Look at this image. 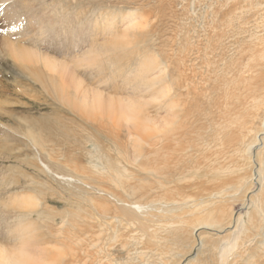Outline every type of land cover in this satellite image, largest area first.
Masks as SVG:
<instances>
[{
  "label": "bare ground",
  "instance_id": "bare-ground-1",
  "mask_svg": "<svg viewBox=\"0 0 264 264\" xmlns=\"http://www.w3.org/2000/svg\"><path fill=\"white\" fill-rule=\"evenodd\" d=\"M172 1L175 2L174 0ZM204 1L207 2L208 9L205 13H203V9L202 12L199 11L200 9L197 10V14L195 13L196 18L192 12L194 14L192 16L195 18V26L193 31H191L193 34L189 37V34H185V29H183L184 32L182 31V34L184 33L185 35H182L181 40L179 39L181 45L178 47L179 51H175L176 53L178 52V55L167 58L166 62L163 56L162 59L160 57L165 62V64H163V61H161L162 63L160 62L163 65V69L160 71V75H162V85L159 91L161 97L158 100L157 94H153L150 98V104H156L157 113L155 114H149L144 111L140 105H137L138 101L132 102L127 98L128 102H125L124 98L121 99V97L105 96L106 94L103 95L100 91L91 92L90 88L83 83L84 81L78 80L74 83L73 79L74 85L71 86L72 82L70 81L69 83L60 70H58L60 75H57V80V70L53 72L51 68L54 66V69H58L59 61L55 63L53 60L56 59H47L50 56L44 57L39 49L37 50L38 47H36L34 40L31 38L27 41L28 39L24 38L25 40H23L22 36H18L19 38L16 40L10 41V38L9 41H5V47L0 45V56H4V58L8 56L12 59L20 66L24 75L28 79H32L30 81H38L35 75H39L37 68L41 67L48 80L51 81V76L53 73L55 74L54 76L58 81V84H56L58 87H56L62 100L66 102V100L72 99L78 102V104H74V107L79 110V115L76 117L80 120L79 126L81 127L84 124L85 128L88 129V132L83 134V137L85 138L84 149L89 154H92L88 149L90 144L94 145L96 149L101 144L108 145L106 151L108 153L109 167L115 170V173L123 172L125 176V171L129 170L126 165L139 166L140 169L145 170L143 171L145 177H140V179L139 176L133 177L131 180L133 182L145 180L147 184L145 187H138L136 184L129 185L127 189L130 197L124 198L121 196L122 194L120 195L114 191L117 185L114 184L111 177L104 176L102 178L100 176L104 172H100L101 174L97 172L96 174L92 170V174H90L88 167L82 165L83 158L77 157L82 162L81 165L79 164L80 167L78 165L77 167L70 166L67 168L73 174L69 172L66 174L57 173L56 177L70 186L75 185L79 189H86L88 194L95 191L97 192L96 196L98 193V196L100 194L105 195L108 199H112L113 205H110L111 203L108 205L105 200H101L104 205L100 208V204L98 203L99 207L97 205L99 201L95 200L97 197L92 196L94 198L89 197V199H91L96 213L80 207L77 211L70 210L69 213L66 212L65 218L61 220L60 226L57 227L58 229L54 233L56 237H59V242L54 248H51L52 224L48 220L45 224L46 231H44L45 233L42 236V242L41 236L37 237L35 234L28 236L25 242L18 237L17 245L14 246L15 249H8L0 242V264H51L52 261H54L53 264H87L90 257L94 254L90 253L88 246L91 248L99 247L98 241L100 238L98 237L96 240L94 234L97 231L93 230L96 225L91 222L96 220L100 224L97 226L102 225L101 210V214L105 215L106 220L126 216L127 222L131 221L130 226L137 223V225L135 224L137 226L136 230L141 232V241L149 244L154 243L155 247L158 246L162 249V255L158 256V258L156 257L157 261L152 259L153 264H169V259L171 258V260L181 258L176 261V264H182L185 259L192 257L191 254L195 249H198L196 255L200 252L208 254L211 249H219L220 260L223 261L225 257H228L231 250L235 247L241 248L240 245L245 239L252 235L248 234L242 237V234L247 232L248 228L243 229L240 227L236 229L241 225L239 223L240 217L234 219L231 217L235 215L231 214L228 217L229 219H226L225 212L228 209L222 204V199L225 195L235 192L242 196V182L249 177L247 168L237 162L238 165H236L232 159L237 158L239 161H245L255 157L254 161H257L261 169L255 177H251L250 181L252 183H263L264 180V171L262 169L264 167V146H262V143L264 145V0ZM175 3L177 4V1ZM187 3L190 4L191 2L187 1ZM192 7L190 8L192 9ZM4 11L5 5L1 3V20ZM188 12L187 10V14ZM133 14L135 15L134 12ZM189 15L185 16V18L189 17ZM191 19H188V21ZM191 22L194 24L193 21ZM181 23L185 22L181 20ZM185 25H187V22ZM177 28L179 31V27ZM178 31H176V34ZM176 34L172 35L171 33L170 35L174 37L177 36ZM178 35L181 36V34ZM158 39L160 40V38ZM167 40L170 41V39ZM0 43L3 44L2 42ZM147 44L149 45L148 40ZM150 44L152 43L150 42ZM156 45L154 44V46ZM172 45L173 43L170 46L171 49L174 46ZM143 46L145 47V44ZM148 47H146V50H148ZM160 49L158 52L162 51ZM163 50L165 53L168 49ZM168 51H170V48ZM146 61L149 60L146 59ZM50 62L54 65L51 66ZM56 64H58V67L55 66ZM66 64L65 62V66H67ZM97 65L99 66V64ZM103 65L102 69H104ZM90 66L93 67L95 65ZM99 68L95 69L99 70ZM144 69H146V66ZM154 72L156 73V71ZM112 73L110 74L112 75ZM140 73L145 75L144 72ZM140 73L138 74L140 75ZM173 74L175 77H173ZM160 75L149 81L148 88L151 93L157 91L158 80H161L159 78ZM54 83L52 82V84ZM18 87L17 85L16 92L19 90ZM136 89L137 87L133 90ZM30 90H35L33 85H30ZM137 90V95L141 94L139 89ZM28 95L32 99L36 98L33 92ZM143 98L139 99L144 100ZM68 104L69 108L73 105L70 102ZM159 110H161L162 114H159ZM23 121L26 123L23 122L22 130L16 135L21 138L24 136L21 134L25 131L29 138L27 140L30 141L38 157L40 156V151L35 144L38 138V130L48 127L47 131H49L50 125L47 122L42 124L35 118H24ZM27 125L29 130H37V135L34 138L29 137L26 131ZM72 130L74 132L68 133L70 136L77 133L74 129ZM78 133L81 132L78 131ZM261 146L262 149L260 150ZM41 161L43 160L40 159ZM58 163L56 161V164ZM66 163L69 165L67 158L60 165ZM94 166L98 167L96 163H94ZM45 167L48 168V166ZM120 176L123 175L120 174ZM92 177L93 181H88ZM191 177H196L195 181H190L189 178ZM117 182L121 184L124 179L118 176ZM184 194L187 197L195 196L197 200L195 204L197 215L193 212L191 217L188 213L182 216L171 217V215L170 219H166L165 214H168V211L172 212L182 205L186 208V204H189L187 198L184 200L179 198ZM247 197H249L250 201L259 199L255 192H250ZM83 211L87 213L85 214ZM261 214L263 213L261 212ZM88 219L92 221L89 222ZM96 222L94 223L96 224ZM259 222L258 224L260 225ZM52 223H56V219H53ZM56 224L58 225V223ZM56 224H54V227H56ZM201 229L215 230L222 235L226 233V235L220 239V246L213 245L210 248L208 241L205 239L199 243H197V238L195 239L197 242L193 240L196 234L202 233ZM254 230L256 229L254 228ZM205 231L203 230V235L206 234ZM231 233L237 234L240 240L229 247L225 239ZM96 241L97 243H95ZM39 244L41 245L39 246ZM42 244L44 245L42 246ZM69 244L73 245L69 246ZM197 246L198 248H196ZM247 250L245 249V252ZM257 250L259 251V249L254 251L256 252ZM243 251L237 253L238 256H241ZM250 252H252V249ZM250 252L247 254L250 255ZM170 256L171 258H168ZM246 256L245 259L249 257L248 255ZM258 257H260V253ZM258 257L256 258L257 260ZM254 258H252L253 261H257ZM130 259L132 261V258ZM200 259H195V264ZM260 260H258L259 264L264 261ZM190 262L188 263L190 264Z\"/></svg>",
  "mask_w": 264,
  "mask_h": 264
},
{
  "label": "rangeland",
  "instance_id": "rangeland-1",
  "mask_svg": "<svg viewBox=\"0 0 264 264\" xmlns=\"http://www.w3.org/2000/svg\"><path fill=\"white\" fill-rule=\"evenodd\" d=\"M174 1H177V4L172 0L171 2L170 0H0V4L2 3L5 5V11L2 13V20L0 18V42L3 43H0V45L1 47H5V41H9L10 38V41L16 40L21 36L23 40L28 39L27 41L31 38L34 40L36 47H38L37 50L39 49L44 57L50 56L47 59H56L53 60L55 63L59 61V67L58 64L55 65L58 69L53 68V61V63L50 62L51 66H53L51 71L53 70L54 72L57 70L56 78L61 72L66 76L64 78H66L69 83L70 81L72 82L73 79L74 83L78 80L84 81L83 83L90 88L91 92L100 91L103 95L106 94L105 96L111 95L113 98L114 96L116 98L121 97V99L124 98L123 100H125V102H128V100L132 102L138 101L137 105H140L144 111H147L149 114H155L157 113V109H155L156 104H150V98L153 94H157L158 100H160L161 97L159 93L160 86L162 85V75H160V71L163 69V65L161 61L165 59L164 61L166 62L167 58L178 55V52L176 53L175 51H179L178 47L181 46L179 41L182 35L189 34L188 36L190 37V35L193 34L191 31H193V27L195 26L194 19L197 14L196 11L200 9L199 11L202 12L203 9V13H205L208 9V4L204 0ZM187 1L191 3L189 4ZM189 6L192 7V9ZM187 10L189 11L188 14ZM192 12L196 14L194 15ZM188 15L189 17L185 18V16ZM192 15H194L195 18ZM188 19H191L189 20L190 22ZM181 20L182 22H187V25L181 23ZM191 21H193L194 24H192ZM172 24L175 26H171ZM176 27H179V31ZM191 28L192 30H190ZM183 29H185V34H182V31L184 32ZM169 31L172 35L176 34V31H178L176 34L177 36L173 37L170 35L171 33ZM154 32H156L157 35ZM178 34H181V36ZM157 37L160 38V40ZM167 39H170V41ZM147 40L149 45L147 44ZM150 42L153 44V47ZM111 43L113 44L111 45ZM172 43L174 46L172 45L173 47L171 49L170 46ZM144 44L145 47L143 46ZM154 44L158 45L154 46ZM146 47H148L147 49L149 51L146 50ZM158 48H161L160 50L163 52H158ZM162 48L166 50L170 48V51L173 52L167 50L168 52L165 51L164 53ZM162 56L164 57L163 60H161ZM144 57L146 58L144 59ZM146 59L149 61H146ZM65 62L67 66H65ZM165 62L163 64H165ZM97 64H99V66L101 65L100 68L102 64H104V69L101 68V70ZM90 65H97L98 67H91ZM145 66L146 69H144ZM95 68H99L100 72ZM58 70H60V72ZM138 70L142 73L144 72L145 75L141 74ZM148 70H150L149 73ZM154 71H156V73ZM37 73H39V75H35V78H37L38 81H30L32 79H28L24 75L18 64L8 56L7 58L0 56V242L8 249H15L14 246L17 245L16 241L18 237L22 238V241L25 242L27 237L32 234H35L37 237L41 236L42 242V236L45 233L44 231H46L45 224L47 220L52 224L51 248H54L57 242H59V237H56L54 233H56L57 227L60 226L61 220L65 218L66 212L69 213L70 210L77 211L80 207L83 209L85 208L84 210L89 212L96 213L89 197H97L99 200L97 198L95 200L99 201L97 205L99 203L100 208L104 205V202L102 203L103 200L106 201V204L109 205L111 203L110 205H113L112 199H108L105 195L103 196L100 194V196H98V193L96 196L97 192L95 191H92L95 195L92 192L88 194L86 189H79L75 185L70 186L56 177L57 173H71L67 170L70 166L77 167L79 164L81 165L82 162H80L77 157L83 158L82 165L88 167L87 169L90 174H92V170V172L96 174L97 172H104L101 176L98 174L102 178H104V176L111 177L114 184L118 186L114 188V191L120 195L122 194L121 196L124 198L130 197V193L127 189L129 185L136 184L138 187L147 186L145 180L140 182H133L131 180L133 177L139 176V179L140 177H145L143 172L145 170L140 169L139 166H133L127 163L128 165L126 166L129 168V172L125 171V176L123 172L115 173V170L109 167L107 160L108 153L106 151L108 145L101 144L99 148L96 149L94 145L89 143L88 149L92 154H89L84 149L85 138L83 134H86L88 129L85 128L84 124L81 127L79 126L80 120L76 117L79 115V110L74 107L78 102L70 99L66 100L67 104L64 105L66 102L61 99L57 90L58 85L56 84H58V78L56 80L55 74H51L50 81L47 79L41 67L37 68ZM110 73H112V75ZM138 73H140V75ZM158 75L161 76H159L161 80H158V89L154 93H151L148 88L149 81L154 77H158ZM173 77H175L174 74ZM52 82H55V85L52 84ZM74 83L72 82L71 86H73ZM42 84L44 85L42 86ZM17 85L19 86V90L16 92ZM30 85H33L35 88L34 91L30 90ZM135 87L139 89L141 94L139 93L137 95L138 90H133ZM31 92L35 94L36 98H30L28 94ZM138 97L141 99L144 97L143 99L146 101L140 100ZM69 102L73 103V105L70 104L72 105L70 108L68 107ZM159 114H162L161 110H159ZM24 118H35V120L42 124L47 122L50 125L49 131H47L48 127L43 130H38V138L35 141L40 151V156L38 157L30 141L27 140L29 138L25 134V131L21 134L24 135L21 138L16 135V133H20L22 130V125L26 123L23 121ZM72 129L77 131V133L70 136L68 133L74 132ZM26 131L30 138H34L37 135V130H29L28 125L26 126ZM78 131L81 133H78ZM42 136L43 139L41 140ZM262 146H264L263 143ZM65 158L68 159L69 165L67 163L60 165ZM254 158H249L245 161H239L237 158L232 159L236 165H243L247 168L249 177L242 182V196L235 192L225 195L222 199V204L228 209L225 212L226 219L228 220L231 214L235 215L231 218L236 219L240 217L239 223H241V225L236 229L240 227L243 229L248 228L247 232L242 234V237L248 234L252 235L248 236V239H245L240 245L241 248L235 247L231 250L228 257H225L223 261L220 260L219 249H211V252L208 254L200 252L198 255H196L198 249H195L191 254L192 257L189 256L190 258L185 259L182 264H189L188 262L192 261V259L197 256L198 257L194 258L190 264H195L196 261L194 260L200 258L202 259H200L201 261L198 260L197 264H248L249 261V264L253 262H255L253 264H259L258 260H264V211H262L264 209V187H262V185H264V180L263 183H252L250 181L251 177H255L261 169L257 161H254ZM40 159L43 161L40 162ZM56 161L59 163L56 164ZM94 163H96L98 167H95ZM80 165L78 167H80ZM45 166H48V168ZM254 166L258 167L256 168ZM262 169L264 171V167H262ZM120 174L123 176H120ZM118 176L124 179L123 183L119 184L117 182ZM195 178L196 177H191L189 180L195 181ZM92 179L93 177L88 181H93ZM250 192H255L260 200L256 199L250 201L249 197H247ZM179 198L183 200L187 198L189 204H186V208L182 205L178 206L172 212L168 211V214H165L166 219H170L171 215V217L182 216L188 213L191 217L193 212L197 215L195 208L197 200L194 195L192 197H187L184 194ZM179 209L181 210L180 212ZM83 212L85 214L87 213L85 211ZM101 212L102 210L100 211L101 218L103 219L101 220V226H97L100 224L97 223L96 220H94V222H96L95 224L91 222L92 220L88 219L89 222L97 227L93 229L95 232L97 231L94 234L96 240L98 237L100 239L98 241V248H91L88 246L90 253L94 254L90 257L87 264H153L152 259L157 261L158 256L160 257L162 255V249L158 246L155 247L154 243L149 244L141 241V232H139L140 230H136L137 223H135L136 225L133 224V227L130 226L131 221L127 222L126 216L117 217L116 219L118 221L115 218L106 220V217H104L105 215L103 213L101 214ZM261 212L263 214H261ZM53 219H56L58 225L52 223ZM54 224H56V227H54ZM104 227L108 228L106 229ZM254 228L256 230H254ZM203 230L205 231L206 229H201L202 233L196 234L193 240L195 241L197 238L196 240L198 242H195L199 243L205 239L208 241L210 248H212L213 245L220 246V239L226 235V233L222 235L218 233V231H209V229H207L205 231L206 234L203 235ZM239 240L237 234L231 233L227 236L225 242H227L230 247ZM95 243H97V241ZM40 245L41 244H39V246ZM43 245L44 244H42V246ZM71 245L73 244H69V246ZM255 247L259 249L260 252L258 250L255 252ZM196 248H198V246ZM245 249H248L247 252H245ZM251 249L252 252H250ZM124 250L128 254H126ZM240 251H243V254L238 256L237 253ZM248 251L251 256L247 254L249 253ZM258 252L261 258L258 257ZM255 253L256 255L258 254V260L256 259L257 257L254 258V256H256L254 255ZM246 255L249 257L245 259V257H247ZM235 256L238 257V259H236ZM130 258H132V261ZM168 258H171V256ZM252 258L257 261H253ZM171 259H169V264H176V261H179L181 258L177 260ZM53 263L54 261L51 262V264ZM260 264H264V261H261Z\"/></svg>",
  "mask_w": 264,
  "mask_h": 264
}]
</instances>
